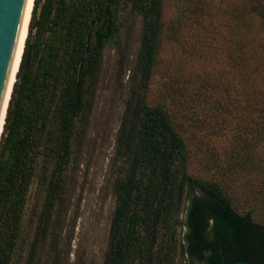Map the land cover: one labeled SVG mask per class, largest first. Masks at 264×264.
I'll return each instance as SVG.
<instances>
[{
	"label": "trees",
	"instance_id": "1",
	"mask_svg": "<svg viewBox=\"0 0 264 264\" xmlns=\"http://www.w3.org/2000/svg\"><path fill=\"white\" fill-rule=\"evenodd\" d=\"M166 2L35 0L0 140V264H39L64 201L75 142L88 124L105 48L127 6L142 17L143 35L117 138L124 168L114 184L104 264H264L262 16L253 0L223 8L228 40L215 44L205 3L187 0L196 9L168 22ZM185 25L195 42L179 36ZM175 41L202 46L177 78L172 65L163 66L156 98L151 85L160 56ZM210 49L228 52L216 74L195 65ZM37 184L45 195L29 241L27 209ZM237 186L251 197L241 200Z\"/></svg>",
	"mask_w": 264,
	"mask_h": 264
},
{
	"label": "rangeland",
	"instance_id": "2",
	"mask_svg": "<svg viewBox=\"0 0 264 264\" xmlns=\"http://www.w3.org/2000/svg\"><path fill=\"white\" fill-rule=\"evenodd\" d=\"M196 1V0H195ZM210 14L205 17L210 36L215 44L228 40V23L222 17L223 8L235 7L249 0H201ZM257 6L264 27V0H253ZM196 9L187 0H167L165 17L168 22L184 18L182 13ZM194 15V13H193ZM193 20V21H191ZM194 19H189V24ZM187 23V21H186ZM185 23V24H186ZM181 39L193 43L196 37L191 35L187 25L181 28ZM222 30V32H221ZM143 35L142 17L131 6L124 7L119 16L118 33L104 51L99 73L98 86L88 124L81 139L75 142V151L66 174V192L63 204L56 208V215L48 230L47 237L39 250V264H104L105 253L109 246L110 229L116 198L114 184L123 174V161L117 154V138L122 125L126 101L134 88L135 66ZM228 45V44H227ZM226 45V46H227ZM186 47L179 42L166 44L160 56V66L151 85V92L157 98L163 90L166 77L162 75L163 66L169 69L171 78H177V72L183 68L186 60H193V53L201 49ZM229 46V45H228ZM203 48V47H202ZM183 50H186L185 52ZM204 52L206 61L197 68L206 73H214L220 66L218 59H224L228 52L210 49ZM197 52L194 54L196 55ZM198 60V59H196ZM216 76V75H215ZM213 76V77H215ZM236 194L241 200L251 197V190L237 186ZM45 190L37 184L33 187L27 209L29 241L33 238L38 214L43 206ZM60 208V210H59Z\"/></svg>",
	"mask_w": 264,
	"mask_h": 264
},
{
	"label": "water",
	"instance_id": "3",
	"mask_svg": "<svg viewBox=\"0 0 264 264\" xmlns=\"http://www.w3.org/2000/svg\"><path fill=\"white\" fill-rule=\"evenodd\" d=\"M34 0H0V135L24 45ZM32 18V17H31ZM21 64V63H20ZM20 68V66H19ZM19 71V69H18ZM5 120V121H4ZM3 127V130H2ZM2 131V133H1ZM0 136V140H1ZM224 264V261L222 262ZM229 264H253L246 260Z\"/></svg>",
	"mask_w": 264,
	"mask_h": 264
},
{
	"label": "bare ground",
	"instance_id": "4",
	"mask_svg": "<svg viewBox=\"0 0 264 264\" xmlns=\"http://www.w3.org/2000/svg\"><path fill=\"white\" fill-rule=\"evenodd\" d=\"M35 2V0H34ZM33 9H34V4H33ZM33 9H32V12H33ZM31 17H32V13H31ZM31 17H30V21H29V25H30V22H31ZM29 25H28V29H27V33H26V37H25V41H24V45H23V48H22V52H21V57H20V61H19V65H18V69H19V66H20V63H21V60H22V56H23V52H24V48H25V44H26V40H27V37H28V33H29ZM18 69H17V72H18ZM17 74V73H16ZM15 80H16V77H15ZM15 83V81H14ZM6 117V116H5ZM5 121V120H4ZM4 126V124H3ZM2 130H3V127H2ZM2 133V131H1ZM1 136V135H0Z\"/></svg>",
	"mask_w": 264,
	"mask_h": 264
}]
</instances>
